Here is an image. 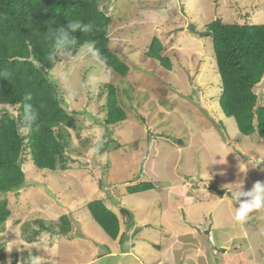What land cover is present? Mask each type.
<instances>
[{
  "label": "rangeland",
  "instance_id": "374dc122",
  "mask_svg": "<svg viewBox=\"0 0 264 264\" xmlns=\"http://www.w3.org/2000/svg\"><path fill=\"white\" fill-rule=\"evenodd\" d=\"M99 3L114 15L110 46L120 49L130 71L122 77L109 70L93 55L91 44L56 53L48 77L59 86L62 104L75 120L74 127L68 129V168L51 172L30 167L27 159L23 162L25 185L18 194L3 196L10 216L0 226V264H29L28 256H34L33 264H57L60 258L84 247L86 241L95 244L98 237L100 246L113 247L85 204L98 198L99 193L93 190H99V179L103 186L112 188L106 195L120 193L125 187L121 178L129 173L134 184L177 176L193 188L209 179L214 194L198 199L217 197L221 191L226 201L211 208L215 219L229 223L243 220L244 224L259 220L260 254L264 257V142L257 133L242 135L234 119L220 110L221 88L212 40L200 37L207 23L217 17L225 22L264 23V0ZM155 36L164 46L161 54L169 58L170 69L143 53ZM109 83L117 88V100L127 118L105 128ZM255 91L263 105L264 78ZM108 141L101 155L100 147ZM96 164L106 167L103 175ZM73 210L78 212L76 234L86 236V240L79 237L74 247H58L55 257L57 244L48 233L57 231L62 214L72 216ZM38 218L49 230L31 223ZM25 222L26 233L40 229L35 236L27 233L34 241L21 235ZM97 264H116V260L102 258Z\"/></svg>",
  "mask_w": 264,
  "mask_h": 264
},
{
  "label": "trees",
  "instance_id": "16d2710c",
  "mask_svg": "<svg viewBox=\"0 0 264 264\" xmlns=\"http://www.w3.org/2000/svg\"><path fill=\"white\" fill-rule=\"evenodd\" d=\"M113 16L99 0H0V226L10 216L3 196L18 194L26 183L22 168L26 159L32 168L51 172L68 168V129L74 127L75 120L62 104L59 86L48 77L56 53L91 44L93 55L109 70L122 77L129 73L120 49L110 46ZM200 37L212 40L221 88L220 110L234 119L242 135L257 133L264 142V104L255 91L264 78V23L225 22L217 17L207 23ZM163 48L155 36L143 53L170 69L169 58L161 54ZM106 89L103 124L108 128L125 121L127 112L117 100V88L109 83ZM108 144H99L101 155ZM96 165L103 175L106 167ZM98 185L105 187L101 179ZM152 188L151 182L141 181L126 190L136 193ZM86 209L107 237L115 240L119 233L116 214L101 199L89 200ZM27 223L21 235L28 241H34L28 234L49 230L38 218L31 223L39 224L40 229L32 228L27 234ZM58 226L57 234H67L68 216L62 215ZM28 258L33 264L34 256Z\"/></svg>",
  "mask_w": 264,
  "mask_h": 264
},
{
  "label": "crops",
  "instance_id": "0c3cea01",
  "mask_svg": "<svg viewBox=\"0 0 264 264\" xmlns=\"http://www.w3.org/2000/svg\"><path fill=\"white\" fill-rule=\"evenodd\" d=\"M129 175L121 178L125 187L120 193L106 195L105 192L112 191L110 186H98L99 190H93L99 193L97 199H101L118 217L119 233L115 240L107 237L95 223L114 244L113 247L109 244L100 246L98 237L95 244L86 241L84 247L60 258L57 264H97L102 258L114 259L116 264H264V257L260 254L259 220L244 224L243 220L229 223L215 219L211 208L226 198L218 192L217 197L203 200L206 193L214 194L215 189L204 174L200 176L206 179L205 185L191 188L184 178L176 176L166 181L155 180L152 189L136 193L126 190L134 182ZM219 186L224 188L221 184ZM77 213L73 210L72 216L66 215L70 222L67 234L48 233L47 237L57 244L53 250L55 257L58 247L64 244L74 247L79 237L86 240V236L76 234ZM125 241L127 245H124Z\"/></svg>",
  "mask_w": 264,
  "mask_h": 264
},
{
  "label": "clouds",
  "instance_id": "9594fccd",
  "mask_svg": "<svg viewBox=\"0 0 264 264\" xmlns=\"http://www.w3.org/2000/svg\"><path fill=\"white\" fill-rule=\"evenodd\" d=\"M250 24V23H249ZM39 229V228H38Z\"/></svg>",
  "mask_w": 264,
  "mask_h": 264
}]
</instances>
